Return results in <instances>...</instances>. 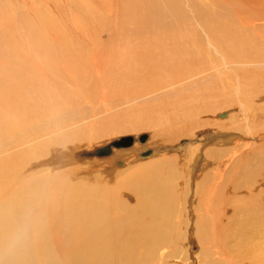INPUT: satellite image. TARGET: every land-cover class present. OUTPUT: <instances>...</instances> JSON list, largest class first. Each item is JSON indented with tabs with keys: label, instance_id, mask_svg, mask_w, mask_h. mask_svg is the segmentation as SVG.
I'll return each instance as SVG.
<instances>
[{
	"label": "bare ground",
	"instance_id": "obj_1",
	"mask_svg": "<svg viewBox=\"0 0 264 264\" xmlns=\"http://www.w3.org/2000/svg\"><path fill=\"white\" fill-rule=\"evenodd\" d=\"M186 1L201 24H186L191 16L183 0H119L118 31L111 28L109 39L121 42L102 49L70 46L65 61L61 60L66 64L58 71V60L40 64L22 56L25 59L19 61L18 48L16 56L0 48V264H156L165 246L176 245L168 256L187 251L190 236L198 246L196 263L264 264V143L261 136L247 131L251 125L247 130L219 128L204 150L193 143L185 148L183 154H191L192 172H204L190 180V184L197 183L185 197L183 232L172 233V238L168 225L177 210L168 206L164 172L170 169L173 178H178L176 163L155 159L148 179L143 177L148 164L123 169L128 160L147 159L142 156L149 146L146 141L138 144L135 139L131 147H113L112 156L97 159L110 163L94 178L98 184L66 182L63 172L53 171L66 161L72 143L101 134L89 118L92 108L82 104L87 98L92 107L99 102L100 93L90 92L97 90L95 83L105 98L104 88L109 86L113 93L132 97L187 85L196 78L197 85L178 90L175 102L164 101L175 113H167L160 101L152 109L151 122L152 117L156 124L190 120L216 105L209 99L224 94L233 97L229 100L233 103L240 101L243 113L262 125L264 71L257 64L264 62V53L260 42L247 29L231 20L225 22L226 15L215 11L217 1ZM244 1L264 4V0ZM238 12L245 25L251 23L248 12ZM105 20L102 24H107ZM3 41L10 44L0 39V46ZM76 54L83 67L76 69L69 84L81 87L71 97L62 94L65 87L56 78L68 79L63 68L74 67ZM208 75L213 77L203 81ZM15 78H20V86ZM105 98L100 103L105 105ZM221 116L223 123L234 118L229 113ZM156 153L153 149L151 158ZM253 160L257 169L251 167ZM125 193L130 200L123 197Z\"/></svg>",
	"mask_w": 264,
	"mask_h": 264
},
{
	"label": "rangeland",
	"instance_id": "obj_2",
	"mask_svg": "<svg viewBox=\"0 0 264 264\" xmlns=\"http://www.w3.org/2000/svg\"><path fill=\"white\" fill-rule=\"evenodd\" d=\"M203 1L206 2L217 1L218 6L215 7L217 9L215 11L216 12L221 11L222 14L226 15L224 17H227L224 18L222 16L224 18L222 19L226 20L225 22L231 20L233 24H237L239 25V27H242L245 30L247 29L248 32H251L252 37L254 35L255 38L254 37L253 38L255 40L257 39L256 42H260L261 44L260 51L264 53V4L259 5L254 2H245L244 0H211V1L203 0ZM183 2L188 8V14L191 16L189 22L186 24L189 23L190 24L192 23V25L201 24L199 20L196 19L195 16L193 15L194 13L191 10V8L188 6L187 1L183 0ZM119 4H120L119 0L117 1L90 0L89 2L87 0H0V35H1L0 39L5 40V42L7 43L8 42L10 43V44H5L3 41L2 43L4 44V46L2 45L0 46V48L4 51L7 50L5 51V54H10L13 51V53H11L10 56H16L18 53L19 55H17L16 60L19 61L25 59L24 58L25 56L30 57L28 58L30 60H36V62L40 64H46L47 59L58 60L57 64L59 65V67L58 69H56V71L61 70L62 65L66 64V62L62 63L61 60L65 61L63 56H65V54H68L67 50L71 49L69 48L70 46L72 47L76 45L77 47L78 46L80 47L81 45H87V46H91L93 49H95L96 47L98 49L100 48L102 49L103 46L109 48V45L110 48H114L121 42L120 39H118L120 40V42L116 41L117 38H120L119 36L115 37V41H116L115 43H110V39H109L111 28H116V30L118 31L117 27H119V24H116L115 19H117L119 12L118 10H120ZM238 11H241L244 15L245 13L248 12L250 14L249 19L251 20V23L245 25L246 23L241 19L242 16L239 14ZM103 19H106L105 22L107 24H102ZM251 24H253V26ZM200 29L201 27L198 26L199 32L203 34L204 31ZM30 38H32V40ZM14 41L17 43H15ZM31 42H33V45H31L32 44ZM17 48L19 49L20 53L14 52V50H18ZM24 51H26V53H24ZM77 56L79 57V55L76 54V58L74 57L75 59H72L73 61L75 60L77 61V63L73 65L75 68L70 67L69 65H66L63 68L64 72H66L67 74L68 79L65 77L56 78V80H58L57 83L65 87L62 90V94L64 95L69 94L71 95V97H74L73 94L75 93H80L79 88L81 87L80 85L78 84L76 85L75 83L69 84L72 83V81H74L73 78L76 74L77 71L76 69H78L81 65L83 67V64L81 62L82 60L80 61L77 60ZM18 57L21 58L19 59ZM23 62H25V60ZM257 65H258L257 67L260 68L259 69L260 71L261 70L264 71V62L259 63ZM207 77H203V81L208 80L213 76L208 75ZM19 79L20 78H15L14 80L15 84L18 86H20ZM191 79H189L187 85L184 82V84L177 86L173 85L168 88L161 89L150 94H146L142 96L135 95L132 97H130L129 94L118 95L116 93H113L112 92L113 86L112 87L109 86L104 88L105 89L104 91H106L104 93H106L105 95L107 97L105 98L103 96V93L101 92L102 88H99L101 87L99 86L100 84L95 83L96 86L94 87H98L99 90L98 88L97 90L92 89L90 90V92L98 91L100 93L99 97L97 96L99 102L97 103V105H93L94 109L92 107V103L90 99L88 98L85 99V101L82 100V104L86 103V105L90 107V109L92 108L93 111L90 112L92 115L90 114L91 116L89 118L91 121H93L94 128L98 126L97 128L100 129L101 134L96 135V137H93L88 134L89 136L85 140L72 143L71 144L72 148H70L69 151H67V155H65L67 158L66 161L61 162L60 165L57 166L53 171L55 173L63 172L65 174L63 181L66 182H71V181L79 182L85 180L88 181L90 184L91 183L98 184L97 180L94 178H96V176L98 177V175L101 174L99 171L104 169L106 166L110 165V163L105 161L104 162L99 161L98 163L97 159L110 157L112 156L114 151L109 156L96 157V159L94 157L83 156L82 153L95 151L96 149L106 146L111 142H113L114 140L119 139L123 136H133L138 143L140 141L139 137L143 134H147L148 138L147 140H145L146 142L144 144L149 145L147 147L148 149H152V150L155 149L157 155L154 158H151V156L153 155L152 153L147 157V159L143 158V160L141 159L128 160L127 161L128 165L126 164L125 166H123L124 168L123 167L122 168L125 170L127 167H130V165H131L130 168H132L134 167V165L136 167V166H141L143 164L144 165L148 164L146 165L148 167L145 171L146 176L143 175L145 179H148L149 174L147 173L149 169H151L149 166L154 165L155 159L160 158L161 161L165 160L166 163L168 162V160H173L176 163V169L179 172L178 178L176 177L174 179L172 176V170L166 169L164 172L166 178L164 184L167 187V191L165 192V195H167L166 197L167 199H169L167 201H169L170 203V205L168 204L167 205L177 210L175 212V215L174 214L171 215V221H170L171 223H169L168 225V229L170 228L169 232H171L169 235L172 238L171 235L172 233H175L176 235L178 233H182L183 226L185 225V220H186L185 213L187 206L185 207V204L187 203V200L185 197L188 196L187 194L190 193L191 188H192L191 192L193 193V191L195 190V184L197 183L196 181H195L196 183L195 182L193 183L192 181V184H190V180L191 179L193 180V175L196 174V176L198 177L204 172L203 171L201 173L202 170L200 169H197L196 171L192 172L193 167H191L192 165L190 166L188 162V159H190L191 154L190 153L183 154L185 148H188L189 145L193 143V145L200 144L203 147L202 149L204 150L206 149L207 146L210 145L209 142L211 141V139H213L215 136L219 134V132L217 131L219 128L228 129L234 126L237 128L247 130V127L251 125L252 126L251 129L250 130L248 129L247 131L249 133L253 132L258 136H261L262 137L260 138L261 142L264 143V122L262 121V125L260 121H258L257 123L255 122L256 123L255 124L251 114L247 115L243 113L244 111L243 108L245 107L242 106L240 101L236 100L234 103L233 101H229L230 98H233V97H229L230 95L225 96L223 94V97L221 96L216 97L217 100L216 98L209 99L208 101L212 105L215 104L216 105L220 104V105L212 106L211 109L212 112L211 110H209L202 113V115L199 114L195 117H192L190 119L191 121L187 120L189 119L187 118L186 119L187 121L185 120L183 122L182 121L180 122L175 121V123L163 122L160 124L158 122L156 124L157 119H154L156 117H152L154 121L152 120L151 122V119L149 118H151V115L154 116L152 113L153 112L152 109L154 108L156 109L154 105L157 106L158 103H160V101L162 102L160 104L165 105L167 109V113L176 112L173 109V107H171V105L167 106V103L165 104L164 101H168V103L172 100L176 101L177 99H179V95L177 96L176 94H180V92H178L180 88H184V86L185 88L186 86L194 87L195 85H197L195 82L198 80L196 78H191ZM72 87H74L75 90L74 88L71 89ZM194 89L195 88H191L190 92L194 91ZM63 92H65L66 94ZM104 98L107 101L105 102L106 103L105 105L103 103H100V101L104 100ZM164 98L166 99L163 100ZM235 98L237 99V96ZM218 106H220V109ZM178 111L179 110H177V112ZM224 113H229L233 115L234 117L233 120L225 123L221 122L220 118L222 117L221 115H224ZM247 116L249 117L248 121L250 122L248 123L250 124L246 123ZM193 118L195 119L193 120ZM238 119L240 122L237 121ZM242 119L244 122L242 121ZM86 120H88V117L86 118ZM251 120L253 121V123ZM259 123H260V128H258ZM107 125H109V127ZM257 128L258 130H255ZM182 130H186L187 133L181 132ZM177 134L179 136H177ZM183 134L186 135L183 136ZM172 135H173L172 138L173 140L168 139ZM140 142L138 144H142ZM254 163L255 160L252 161L251 167L257 169L259 165H255ZM169 185L172 187H170ZM125 195L123 196L125 199L128 200L131 199L128 194L125 193ZM183 216L185 218H183ZM174 229L175 231L173 232ZM197 247H198L197 243L195 242L194 237L192 236H190L189 239L188 250L185 252L183 251L179 252L177 256H176L177 252L173 256H168V254L172 250L176 249V245L171 244L169 246H165L161 248L160 252H158L156 264H192V263L194 264L197 262L194 260L196 259L198 254Z\"/></svg>",
	"mask_w": 264,
	"mask_h": 264
},
{
	"label": "water",
	"instance_id": "obj_3",
	"mask_svg": "<svg viewBox=\"0 0 264 264\" xmlns=\"http://www.w3.org/2000/svg\"><path fill=\"white\" fill-rule=\"evenodd\" d=\"M148 135L143 134L139 137L141 142H145L147 140ZM134 137L133 136H123L119 139L114 140L110 144L103 146L101 148L96 149L95 151L92 152H84L82 153L83 156L87 157H103V156H108L112 153L113 147H125V146H130L134 142ZM153 153L152 149H148L142 153L143 157H147ZM119 164H123L122 161H119Z\"/></svg>",
	"mask_w": 264,
	"mask_h": 264
}]
</instances>
